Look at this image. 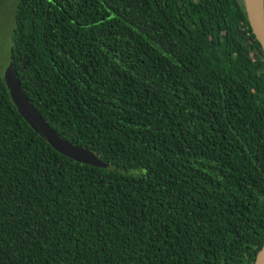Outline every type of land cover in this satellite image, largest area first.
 Returning a JSON list of instances; mask_svg holds the SVG:
<instances>
[{
  "label": "trees",
  "instance_id": "obj_1",
  "mask_svg": "<svg viewBox=\"0 0 264 264\" xmlns=\"http://www.w3.org/2000/svg\"><path fill=\"white\" fill-rule=\"evenodd\" d=\"M3 0H0V5ZM0 264H253L264 246V55L242 0H8Z\"/></svg>",
  "mask_w": 264,
  "mask_h": 264
},
{
  "label": "rangeland",
  "instance_id": "obj_2",
  "mask_svg": "<svg viewBox=\"0 0 264 264\" xmlns=\"http://www.w3.org/2000/svg\"><path fill=\"white\" fill-rule=\"evenodd\" d=\"M9 64V59L3 60L0 58V74L6 84L13 105L16 107L20 115L28 122L30 127L35 130L37 134L43 140H45L52 149L60 153L62 156H65L80 164L100 168L105 171H115L123 174L133 175V171L118 170L116 166L103 162L101 155L97 151L76 146L62 139L59 135L47 127V125L39 118V116L29 105L27 100L23 101L22 96L16 97L15 95L13 96V92H10L13 87L12 81L7 83V76H10L11 72ZM34 117L39 122L32 120Z\"/></svg>",
  "mask_w": 264,
  "mask_h": 264
},
{
  "label": "water",
  "instance_id": "obj_3",
  "mask_svg": "<svg viewBox=\"0 0 264 264\" xmlns=\"http://www.w3.org/2000/svg\"><path fill=\"white\" fill-rule=\"evenodd\" d=\"M242 3L252 33L264 55V0H255L256 4L253 3V0H242ZM14 16L15 11L12 4L8 0H3L0 5V58L3 60L9 59L11 72L10 76H7V83L12 81L13 87L10 92H13V96H22L23 101H25L26 99L20 90L11 61ZM32 120L39 122L35 117ZM253 264H264V246L257 253Z\"/></svg>",
  "mask_w": 264,
  "mask_h": 264
},
{
  "label": "bare ground",
  "instance_id": "obj_4",
  "mask_svg": "<svg viewBox=\"0 0 264 264\" xmlns=\"http://www.w3.org/2000/svg\"><path fill=\"white\" fill-rule=\"evenodd\" d=\"M253 3L256 4V3H255V0H253Z\"/></svg>",
  "mask_w": 264,
  "mask_h": 264
}]
</instances>
